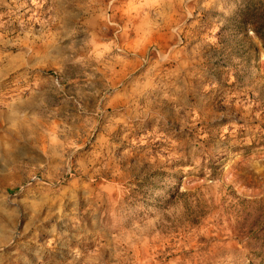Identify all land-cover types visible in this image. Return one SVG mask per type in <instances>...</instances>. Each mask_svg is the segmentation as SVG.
Returning a JSON list of instances; mask_svg holds the SVG:
<instances>
[{
  "label": "rangeland",
  "instance_id": "rangeland-1",
  "mask_svg": "<svg viewBox=\"0 0 264 264\" xmlns=\"http://www.w3.org/2000/svg\"><path fill=\"white\" fill-rule=\"evenodd\" d=\"M250 5L0 0V264H264Z\"/></svg>",
  "mask_w": 264,
  "mask_h": 264
},
{
  "label": "trees",
  "instance_id": "trees-1",
  "mask_svg": "<svg viewBox=\"0 0 264 264\" xmlns=\"http://www.w3.org/2000/svg\"><path fill=\"white\" fill-rule=\"evenodd\" d=\"M254 7L250 5L243 14V23L253 31L262 41L264 47V1L250 0Z\"/></svg>",
  "mask_w": 264,
  "mask_h": 264
}]
</instances>
